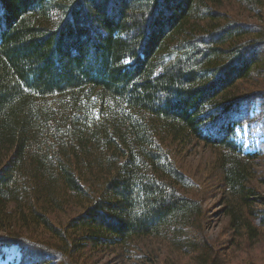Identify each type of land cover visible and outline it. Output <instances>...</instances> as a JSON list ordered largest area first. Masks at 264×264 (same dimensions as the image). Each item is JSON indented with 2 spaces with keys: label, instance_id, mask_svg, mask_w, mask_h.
Segmentation results:
<instances>
[{
  "label": "trees",
  "instance_id": "1",
  "mask_svg": "<svg viewBox=\"0 0 264 264\" xmlns=\"http://www.w3.org/2000/svg\"><path fill=\"white\" fill-rule=\"evenodd\" d=\"M229 1L260 22L226 17ZM258 78L264 0H0V258L17 247L16 264H91L160 238L193 264H226L198 239L204 203L176 162L194 142L220 150L231 227L257 243Z\"/></svg>",
  "mask_w": 264,
  "mask_h": 264
},
{
  "label": "rangeland",
  "instance_id": "2",
  "mask_svg": "<svg viewBox=\"0 0 264 264\" xmlns=\"http://www.w3.org/2000/svg\"><path fill=\"white\" fill-rule=\"evenodd\" d=\"M226 17L247 23L260 22L250 13L237 8L233 2H225L220 10ZM264 78L255 79L259 82ZM220 150L196 142L176 155V162L193 179L195 189L190 190L204 203V214L196 222L198 239H206L207 242L216 244L221 251L227 253L224 262L226 264H256L264 263V238L257 243L250 241L246 235H239L231 227V222L226 214V194L222 188L221 168L218 157ZM252 172L251 184L264 198V157L248 162ZM76 214L75 210H69L65 215H57L58 221L64 224L70 217ZM24 235L37 240L48 239L45 235L34 230H23ZM264 234V229L262 230ZM49 241V240H47ZM139 257H126L122 252H101L92 257L91 264H193L194 259L180 254L171 242L156 238V240L141 241L138 246ZM225 249V250H224ZM126 254H136L133 253ZM146 254V256H145ZM228 261V262H226ZM0 264H7L6 260H0Z\"/></svg>",
  "mask_w": 264,
  "mask_h": 264
}]
</instances>
